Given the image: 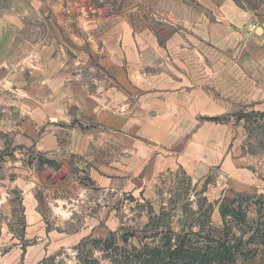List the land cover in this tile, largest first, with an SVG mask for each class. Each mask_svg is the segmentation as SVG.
<instances>
[{"label": "crops", "instance_id": "0c3cea01", "mask_svg": "<svg viewBox=\"0 0 264 264\" xmlns=\"http://www.w3.org/2000/svg\"><path fill=\"white\" fill-rule=\"evenodd\" d=\"M60 3L52 22L59 18L54 30L64 38L51 45L25 36L21 14L7 20L1 14L0 68L26 66L18 76L31 83L26 94L35 125L51 129L58 114L70 126L83 124V133L68 127L74 138L60 145L77 148L96 177L107 148L108 179L155 186L181 172L208 180L209 193L264 194V156L243 146V116L264 115V5L176 0L166 34L157 29L164 20L158 13L150 19L135 9L102 14L78 0ZM48 137L45 152L55 142ZM47 248L18 246L0 255V264H39Z\"/></svg>", "mask_w": 264, "mask_h": 264}, {"label": "rangeland", "instance_id": "374dc122", "mask_svg": "<svg viewBox=\"0 0 264 264\" xmlns=\"http://www.w3.org/2000/svg\"><path fill=\"white\" fill-rule=\"evenodd\" d=\"M51 1L0 0V26L2 15L7 20L12 14H21L25 36L51 45L55 39L64 38L54 30L56 25L59 27V18L52 22L54 7L63 5L61 0H55L56 4ZM78 1L88 12L95 9L104 14L115 10L119 14L135 9L136 14L150 19L158 13L164 20L157 29L166 34L165 28L172 22L169 17L176 12V0ZM235 1L251 10L264 5V0ZM1 53L12 56L8 51ZM69 55L76 58L75 52ZM53 58L57 60L56 53ZM87 58H94L92 51ZM25 69L22 63L0 68V255L18 246L26 251L28 247L45 244L50 252L45 264H84L86 258L97 264H144L145 257H140L136 250L145 242V227L155 215L174 209L173 229L178 233L183 229L189 231L201 217L194 228L199 232L205 219L203 212L212 210L214 226L222 227L220 202L224 198L235 199L236 195L206 192L208 180H189L181 172L166 175L155 186L144 179H108L107 148L100 150L97 165L102 173L96 177L91 165L76 153L77 148L60 145L61 140L66 146L74 138L75 133L69 134L68 127L82 128L83 133V124L76 122L70 126L61 121L59 114L54 117L58 122L51 129L31 121L32 109L26 94L31 83L27 77L18 76ZM53 80L54 84L59 83ZM246 121L244 150L264 156V117L248 116ZM47 136L55 140L49 152L40 149ZM254 196L241 199L253 228V222H264V194ZM198 210L201 213L196 216ZM228 221L232 222V218ZM245 231L246 234L241 231L235 234L247 243L255 232L248 231V227ZM111 233L114 236L109 243L95 242L107 240ZM247 251L249 256L234 264H264V245L251 244Z\"/></svg>", "mask_w": 264, "mask_h": 264}, {"label": "trees", "instance_id": "16d2710c", "mask_svg": "<svg viewBox=\"0 0 264 264\" xmlns=\"http://www.w3.org/2000/svg\"><path fill=\"white\" fill-rule=\"evenodd\" d=\"M246 118V116H243ZM242 116L240 118H243ZM260 117V116H259ZM264 117V115H262ZM254 198L251 194H238L233 198H224L220 202V214L222 217V227H216L210 217L212 210L203 212L205 219L199 232L194 231L200 218L194 221L189 231L183 229L176 232L173 229L172 218L175 217V210L164 211L150 219L145 227L146 239L141 244V249L136 250L140 257H145L144 264H234L240 258L249 256L247 247L251 244L264 245V222H253L255 228L249 224V218L243 210V198ZM200 210L195 213L199 216ZM194 215V216H195ZM232 218V222L228 221ZM254 231L255 234L247 243L237 238L236 231L246 234ZM247 230V229H246ZM114 236L111 233L107 240H96L98 244H107ZM54 260V259H51ZM47 260L39 264H45ZM84 264H97L89 262V258L84 259Z\"/></svg>", "mask_w": 264, "mask_h": 264}]
</instances>
